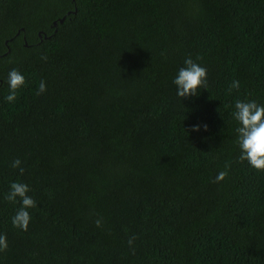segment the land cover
<instances>
[{"label":"trees","instance_id":"1","mask_svg":"<svg viewBox=\"0 0 264 264\" xmlns=\"http://www.w3.org/2000/svg\"><path fill=\"white\" fill-rule=\"evenodd\" d=\"M188 56L208 87L181 99ZM237 99L264 104V0H0V264H264V172L238 162ZM14 181L37 201L27 231Z\"/></svg>","mask_w":264,"mask_h":264},{"label":"clouds","instance_id":"2","mask_svg":"<svg viewBox=\"0 0 264 264\" xmlns=\"http://www.w3.org/2000/svg\"><path fill=\"white\" fill-rule=\"evenodd\" d=\"M163 55V53H162ZM41 60L47 62V54L41 55ZM201 57L195 60L188 56L184 60V66L181 67L175 78L173 84L176 86V94L181 99L195 97L199 95L200 89H207L208 87V71L207 68L202 66L199 61ZM8 88L9 94L6 97L7 102L14 103L18 99V91L25 85V76L18 69H11L8 73ZM240 89V82L233 80L228 93L231 94L233 90L237 92ZM47 91V85L44 80L39 83L37 95H42ZM232 118L238 123L236 128L237 139L235 143L240 149L238 162H247L249 166L257 171L264 172V104H258L255 100L237 99L234 104V111L231 113ZM200 125L192 127V131H200ZM204 130H207V125H204ZM231 161L225 162L224 170L220 171L213 183H220L225 181L231 170ZM11 167L18 169L22 176L25 168L22 166V161L16 158L12 161ZM31 188L24 182L14 181L9 186V191L5 194V200L16 204L19 203L20 207L17 209L15 215L12 217L13 227L27 231L31 222V215L29 209L37 207V201L29 195ZM96 226L102 227V218H97ZM137 239L135 235L130 236L128 244L133 246L134 241ZM8 249L6 234H0V252ZM133 254L135 249L132 248Z\"/></svg>","mask_w":264,"mask_h":264},{"label":"water","instance_id":"3","mask_svg":"<svg viewBox=\"0 0 264 264\" xmlns=\"http://www.w3.org/2000/svg\"><path fill=\"white\" fill-rule=\"evenodd\" d=\"M64 21V18L63 19H61L60 20V22L62 23ZM55 27L57 26V23L56 22H54V24H53Z\"/></svg>","mask_w":264,"mask_h":264}]
</instances>
